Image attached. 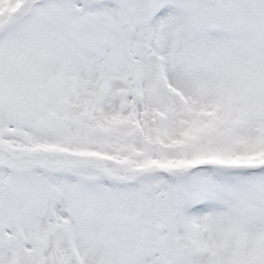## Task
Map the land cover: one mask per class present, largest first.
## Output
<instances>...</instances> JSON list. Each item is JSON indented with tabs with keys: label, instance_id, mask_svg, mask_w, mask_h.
Segmentation results:
<instances>
[{
	"label": "snow or ice",
	"instance_id": "6c2138e0",
	"mask_svg": "<svg viewBox=\"0 0 264 264\" xmlns=\"http://www.w3.org/2000/svg\"><path fill=\"white\" fill-rule=\"evenodd\" d=\"M0 264H264V0H0Z\"/></svg>",
	"mask_w": 264,
	"mask_h": 264
}]
</instances>
